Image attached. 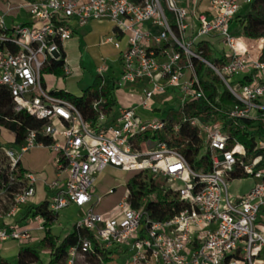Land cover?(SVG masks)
I'll list each match as a JSON object with an SVG mask.
<instances>
[{
	"label": "built area",
	"instance_id": "2783aa9c",
	"mask_svg": "<svg viewBox=\"0 0 264 264\" xmlns=\"http://www.w3.org/2000/svg\"><path fill=\"white\" fill-rule=\"evenodd\" d=\"M198 3L18 0L7 2L0 11V85L8 90L14 111L23 110L43 121L36 129L28 128L17 147L2 148L7 184L15 183L17 163L29 149L49 148L56 153L55 177L46 182L47 209L54 214L68 206L84 211L73 225L78 241L69 247L66 264H77L85 254L114 246L121 249L124 264H264V225H257L264 212V134L253 133L257 153L247 157L245 146L227 130L229 126L245 129V121H250L252 131L264 125V60L259 58L264 38L254 41L229 30V20L241 8L238 0H208L203 10ZM17 13L28 20H7ZM91 21L112 25V34L103 42L119 51L115 89L132 85L131 91L141 97L139 104L113 106L107 113L95 101L94 124L71 101L42 85L43 69L62 56L63 42ZM211 35L225 46L220 52L226 59L220 64L195 49L197 42ZM193 59L206 64L220 79L221 89L230 94V103L214 106L223 117L210 113L201 120L185 115V104L205 98ZM62 68L63 75L71 71L65 57ZM104 69L103 64L98 66L99 74ZM166 103L179 106L175 130L182 124L197 128L203 143L200 153L209 158L208 171L192 170L163 141H137L146 129H163L166 120L152 114L170 108ZM107 166L126 172L145 169L152 179L165 178V188L176 192L184 207L168 219H153L145 203L158 201L156 193L133 206L126 188L111 209L95 211L102 200L93 193L95 174ZM236 170L254 181L244 193L231 190V182L242 178L233 177ZM22 179V186L11 192L8 207L0 209V242L32 240L33 228L13 222L35 193L36 176L24 172ZM31 221L37 222L35 228L44 229L40 214Z\"/></svg>",
	"mask_w": 264,
	"mask_h": 264
},
{
	"label": "trees",
	"instance_id": "16d2710c",
	"mask_svg": "<svg viewBox=\"0 0 264 264\" xmlns=\"http://www.w3.org/2000/svg\"><path fill=\"white\" fill-rule=\"evenodd\" d=\"M165 12L166 15L170 17V13L167 11ZM229 30L232 33L241 34L251 39L264 38V0H250V2L244 4V7L229 20ZM261 42L262 40H258L257 44H261ZM195 49L201 50L202 56L215 64H220L226 59L223 52L219 51L217 55L213 54V43L209 38L197 42ZM63 57H65L64 51H62V56L59 59H51L50 64L46 65L43 69V74L63 75ZM259 58L264 60V47H262ZM193 63L205 98H200L185 104L183 108L185 115L188 117L196 116L201 120H206L210 113H213L214 118L221 117L222 115L215 111L214 106L222 107L224 104L230 103L232 101L230 94L226 90L221 89L222 84L220 79L206 64L196 59H193ZM42 85L46 87L43 78ZM115 85V78L109 75L96 74L91 83L79 94H73L62 89L52 90V93L71 101L82 116L94 124L96 113L93 108V103L98 101V107L106 113L109 112L116 102L114 94ZM159 113L161 117L166 120L163 129H146L136 136L137 141L141 139H145L149 143L156 139L163 141L168 147L181 154L192 170L208 171L210 169L209 158L206 153H200L203 143L198 136L197 128L182 124L178 130H175L174 124L180 120L181 113L174 108H161L159 109ZM42 123L43 121L37 120L23 110L18 112L14 111L12 98L8 90L0 85V126L12 131L14 144L19 145L23 142L25 132L28 128L36 129L40 127ZM245 123L248 125L245 129L229 126L227 130L235 140L245 146L247 157H252L257 153L253 150L254 142L252 135L255 132L264 134V125L260 124L252 131L248 130L249 125H251L250 121H245ZM43 140L46 143L50 142L49 137H44ZM262 154H264V152H262ZM17 166L19 173L15 183L8 186L7 176L2 182L3 189L1 190L3 193L0 194V207L5 206L3 210H5L11 202V197H8L7 194H11L13 189L16 191L23 184L22 174L24 171L20 166V161L17 163ZM128 172L131 174L126 180V188L129 190L133 206L140 205L143 198L150 193L155 192L158 196V201L147 200L145 203V211L151 218L158 220L168 219L184 207L185 204L179 200L178 194L165 188L164 178L159 177L152 179L145 169ZM233 177L245 178L246 175L236 170L233 172ZM23 207L24 210L17 219L18 223H29L36 214H40L44 218L45 222L43 227L46 230L41 240L49 249L48 261L46 264H66L69 247L76 245L78 241L74 226L72 230L58 242L52 237L49 230H47L49 223L57 216V214L47 209V201L45 200L38 205L24 204ZM19 247L29 249L27 243H19ZM30 250L37 252L34 248H30ZM96 252L98 254L95 252L85 254L77 264H107L113 258V255L121 252V249L114 246L105 250L96 249ZM31 263L42 264L37 256L35 262ZM0 264L6 263L0 259Z\"/></svg>",
	"mask_w": 264,
	"mask_h": 264
},
{
	"label": "rangeland",
	"instance_id": "374dc122",
	"mask_svg": "<svg viewBox=\"0 0 264 264\" xmlns=\"http://www.w3.org/2000/svg\"><path fill=\"white\" fill-rule=\"evenodd\" d=\"M203 1L204 0H201L202 8L200 9H203ZM243 7L244 5L242 4L241 9ZM86 32L85 35L75 34L70 39L63 42V48L66 52L67 61L72 72L70 75H54L55 77L51 74H43V81L47 86H51L55 89H63L73 94H79L91 83L94 76L99 74L98 66L104 65L105 69L102 72L103 75L112 74L113 71V75L116 74L118 68V50L115 49L111 43L103 42L107 36L112 34V25L106 21H91L87 24ZM211 40L214 48V55H217L223 48L225 49L219 37H211ZM237 42L239 45L241 44L240 41ZM129 86L132 85L122 86L115 92V109L139 104L141 102L139 94L131 91V87ZM159 98H162V96L157 97L158 100ZM166 104L176 110L179 109V106L175 103ZM160 116L158 111L152 114V117L157 119L160 118ZM2 147L10 148L17 147V145L13 143L12 131L0 126V190L3 189L2 182L6 177L7 161ZM53 155L54 153L49 151V149L31 148L24 153L20 161L23 167L31 171L36 177L41 173L49 174L50 177H53L55 173L52 168ZM130 174L129 172L110 166L105 167L101 172L95 174L93 193L103 198L99 206L95 208V211H107L105 209L109 208L110 205L123 197L126 191V180ZM163 180L164 185H167V180L165 178ZM253 184L254 181L251 178L245 177L236 179L231 182V190L236 194L238 192L244 193ZM112 188L115 189L113 193H108V189ZM13 191H15V189H13ZM7 196L11 197V194L8 193ZM40 196V193L37 194L35 199ZM4 208L5 206H1L0 209L3 210ZM83 215V209L75 206L65 207L58 211L56 218L49 223L47 230H49L52 237L59 242L72 230L74 223L83 217ZM258 217L259 222H257V225H264V212L260 213ZM13 222H15V220H13ZM34 224V222L30 221L26 225L32 229L34 228ZM33 230L34 229H32V232H35ZM45 230L46 229H43L40 232L34 233L40 236L27 243L29 249L24 247L20 248L17 241L10 239L0 242V259L6 264H31V262H35L37 256L42 264H46L48 261L49 249L41 240ZM30 248L36 249L37 252L31 251ZM124 262L125 257L123 254L116 253L107 264H124Z\"/></svg>",
	"mask_w": 264,
	"mask_h": 264
},
{
	"label": "crops",
	"instance_id": "0c3cea01",
	"mask_svg": "<svg viewBox=\"0 0 264 264\" xmlns=\"http://www.w3.org/2000/svg\"><path fill=\"white\" fill-rule=\"evenodd\" d=\"M16 1H18V0H0V11H3L4 9H5V7H6V4H7V2H10V3H15ZM239 1V3L241 4V6H242V4L244 5V1L243 0H238ZM204 2V6H203V9H205L206 8V6H207V4H208V0H204L203 1ZM198 5H199V10H203V9H200V8H202V5H201V0H199V3H198ZM241 9V8H240ZM8 21H11V20H17V21H21V22H23V21H26V20H28V17L27 16H25L23 13H17V14H12V15H9L8 16V19H7ZM98 22V21H97ZM90 23V22H89ZM86 27H87V24L86 25H84V26H82V27H79V28H76L75 29V31H74V33H73V35H75V34H86L87 32H86ZM72 35V36H73ZM211 37H217L216 35H211L210 37H209V39H211ZM256 39H254V41H255ZM116 49V48H115ZM63 51H64V53H65V60H66V62L68 63V61H67V55H66V52H65V50H64V48H63ZM118 55H119V51H118ZM118 59V58H117ZM115 60V59H114ZM113 61V60H112ZM118 62V64H119V60L117 61ZM69 65V64H68ZM71 69V68H70ZM118 71H119V65H118V68H117V71H116V74L115 75H113V73H114V71H113V73L111 74H108L109 76H111V77H113V78H116V76H117V73H118ZM71 72H72V70L70 71V73L68 74V75H70L71 74ZM51 75H53V74H51ZM54 76V75H53ZM55 77V76H54ZM129 87H131L130 89L131 90H133V87L132 86H129ZM46 88H48V89H50V90H59V89H55V88H52L51 86H47L46 85ZM63 90V89H62ZM65 91V90H64ZM117 91V89H115L114 90V94H115V92ZM3 148V147H2ZM38 148H42V147H38ZM42 149H49V148H42ZM49 151H51L52 153H54V155L52 156V168H53V170L55 171V167H54V162H55V158H56V153L53 151V150H51V149H49ZM20 166H21V168L23 169V171L24 172H31V171H29V170H27V169H25L24 167H23V165L21 164V161H20ZM111 167V166H110ZM113 168H115V167H113ZM116 169H118V168H116ZM120 170V169H119ZM32 173V172H31ZM53 177H55V173H54V176ZM53 177H50L49 176V174H45V173H41L39 176H37L36 178H37V180H36V183H35V193H34V195L32 196V198L28 201V203H27V205H30V204H33V205H38V204H40L41 202H43V201H48L49 200V197H50V193H49V191H48V188H47V186H46V182H48V181H50V180H52L53 179ZM112 189H114V188H112ZM115 190V189H114ZM41 194V196L40 197H38V198H36L35 199V197H36V195L37 194ZM102 200H103V198H102ZM101 200V201H102ZM120 200V199H119ZM119 200L118 201H116V202H114L112 205H110V207L109 208H107V209H105V210H109V209H111L113 206H115L118 202H119ZM100 204V203H99ZM99 206V205H98ZM23 210H24V207L22 206L21 208H20V210L17 212V214H16V216L14 217V220H15V222L14 223H16V224H18V225H26V224H22V223H18V221H17V219L21 216V213L23 212ZM99 211V210H98ZM104 211V210H103ZM102 211V212H103ZM7 219H5L4 221H3V223L4 224H6L7 223ZM37 225V222H35V224H34V230L33 231H35V232H40V231H42V230H40V229H37V228H35V226ZM27 226V225H26ZM35 232H32V230H31V236H32V240H35V239H37L40 235H36V234H34ZM17 243V242H16ZM31 264H33V263H31Z\"/></svg>",
	"mask_w": 264,
	"mask_h": 264
}]
</instances>
